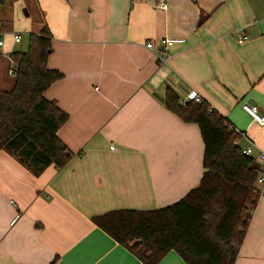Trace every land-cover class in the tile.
I'll return each instance as SVG.
<instances>
[{
	"label": "crops",
	"instance_id": "obj_1",
	"mask_svg": "<svg viewBox=\"0 0 264 264\" xmlns=\"http://www.w3.org/2000/svg\"><path fill=\"white\" fill-rule=\"evenodd\" d=\"M157 2L7 0L0 8V84L13 77L9 53L22 34L49 32L46 65L62 76L44 96L67 114L57 135L70 152L65 165L33 175L0 150V264H143L92 216L160 208L199 183L200 130L165 107L167 87L178 97L197 92L264 152V124L241 107L264 113V0ZM164 37L175 41L161 64L145 42ZM158 264L186 263L170 250ZM233 264H264V194Z\"/></svg>",
	"mask_w": 264,
	"mask_h": 264
},
{
	"label": "trees",
	"instance_id": "obj_2",
	"mask_svg": "<svg viewBox=\"0 0 264 264\" xmlns=\"http://www.w3.org/2000/svg\"><path fill=\"white\" fill-rule=\"evenodd\" d=\"M6 2L0 0V8ZM50 49L46 27L28 33L26 49L9 53L15 70L12 86L0 89V150L12 154L33 175L51 164L61 167L70 158L57 135L67 114L44 96L62 76L46 65ZM164 105L199 127L203 142L199 183L166 206L110 210L92 216V221L143 264H158L170 250L186 264H233L257 202L253 188L260 166L233 144L231 125L205 100L180 104L176 92L167 87Z\"/></svg>",
	"mask_w": 264,
	"mask_h": 264
},
{
	"label": "built area",
	"instance_id": "obj_3",
	"mask_svg": "<svg viewBox=\"0 0 264 264\" xmlns=\"http://www.w3.org/2000/svg\"><path fill=\"white\" fill-rule=\"evenodd\" d=\"M156 6L159 8H166L167 2L166 0H158L156 3ZM4 36L5 32L0 29V46H3L4 44ZM13 42H20L21 41V35L18 32H13L11 34ZM246 36L241 35L240 38L244 39ZM175 41V39L164 37L160 40L159 44L156 45L152 40H148L145 42V47L151 50L155 56L157 57L158 61L161 64L166 63L167 59L169 58V46ZM8 73L13 76L15 74V70L13 67H10L8 69ZM194 101V102H200L202 100L201 96L195 92L194 90H189L186 94L179 97V103L184 104L188 101ZM241 107L251 116V120L258 123V124H264V113H259L257 106L248 104L246 102L241 103ZM210 109V108H209ZM211 110V109H210ZM231 130L233 131V134L235 135V138L233 140L234 145H239L240 139H245L246 144L242 147V152L245 155H252L254 156L256 162L259 165H263L258 171L255 185L253 188V192L260 196L264 194V152L261 150H258L256 153L254 151L255 145L248 140L245 131L240 130L234 126H230ZM112 148V146H110ZM13 203V201H11ZM17 217V215L13 218V220ZM12 220V221H13Z\"/></svg>",
	"mask_w": 264,
	"mask_h": 264
},
{
	"label": "rangeland",
	"instance_id": "obj_4",
	"mask_svg": "<svg viewBox=\"0 0 264 264\" xmlns=\"http://www.w3.org/2000/svg\"><path fill=\"white\" fill-rule=\"evenodd\" d=\"M19 29H21V28H20V25L14 23V25H13V30H12V31L22 32V30H19ZM23 33H24V32H23ZM26 47H27V36H26V34L24 33V34H22V42L19 43V44L14 45V46H13V50H25ZM13 50H12V51H13ZM2 59H3V60H4V59L7 60V58L4 57V56H2ZM10 67H14L13 64H12L11 62H10L9 68H10ZM12 79H13V78H8V77H6V79H5L6 82H3V83L0 84V85H1V86H0V89H5V90L9 89V88L12 86Z\"/></svg>",
	"mask_w": 264,
	"mask_h": 264
}]
</instances>
